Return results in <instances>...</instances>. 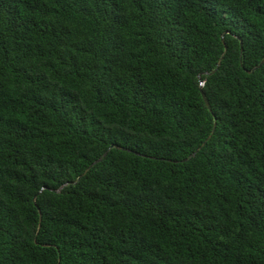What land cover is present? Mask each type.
Returning a JSON list of instances; mask_svg holds the SVG:
<instances>
[{
    "label": "trees",
    "instance_id": "16d2710c",
    "mask_svg": "<svg viewBox=\"0 0 264 264\" xmlns=\"http://www.w3.org/2000/svg\"><path fill=\"white\" fill-rule=\"evenodd\" d=\"M0 264H264V0H0Z\"/></svg>",
    "mask_w": 264,
    "mask_h": 264
},
{
    "label": "water",
    "instance_id": "95a60500",
    "mask_svg": "<svg viewBox=\"0 0 264 264\" xmlns=\"http://www.w3.org/2000/svg\"><path fill=\"white\" fill-rule=\"evenodd\" d=\"M218 63V62H217ZM203 94V93H202ZM205 102H206V104L209 106V104H208V101L205 99ZM202 144V143H201ZM200 144V145H201ZM112 145V144H111ZM200 145H198L197 147H196V149L195 150H197L199 147H200ZM98 158H96L94 161H96ZM94 161H92L90 164H92ZM89 164V165H90ZM88 165V166H89ZM88 166L85 168V170H87V168H88ZM82 173H80L79 175H78V177L81 175ZM39 216H40V213H39Z\"/></svg>",
    "mask_w": 264,
    "mask_h": 264
}]
</instances>
